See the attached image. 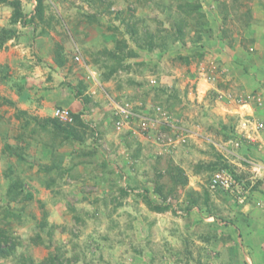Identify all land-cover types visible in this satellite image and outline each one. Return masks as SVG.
Masks as SVG:
<instances>
[{"label":"rangeland","instance_id":"374dc122","mask_svg":"<svg viewBox=\"0 0 264 264\" xmlns=\"http://www.w3.org/2000/svg\"><path fill=\"white\" fill-rule=\"evenodd\" d=\"M20 1L25 18L14 24L13 8L0 0V38L15 32L0 49V228L17 244L0 264H50L52 258L71 264H247L242 247L229 253V237L238 238L232 225L242 220L245 203L211 192L212 173L198 166L221 154L249 182L246 158L263 162L264 152L243 140L246 132L229 111L253 101L264 108V0H45L42 17H36V0ZM196 5L201 13L189 15ZM49 43L58 56L66 50L74 87L91 100L89 125L79 129L84 141L57 136L45 125L51 116L39 119L19 106L25 90L15 77L22 64L36 65ZM123 48L135 56L118 67L109 52ZM77 50L109 96L75 61ZM251 54L252 64L246 63ZM251 68L259 85L241 77ZM201 81L209 83L204 97L197 90ZM110 99L141 103L151 116L153 106L167 111L180 131L161 127L173 137L165 144L156 129L144 132L135 121L132 129L108 136L101 124L115 123ZM231 140L241 146L226 144ZM171 162L185 170L189 184L178 200H168L169 211L157 213L145 194L161 203L154 193L156 171ZM18 180L24 185L13 199L8 192ZM258 185L249 184L248 197ZM186 190L209 191L220 219L202 205L188 212Z\"/></svg>","mask_w":264,"mask_h":264},{"label":"crops","instance_id":"0c3cea01","mask_svg":"<svg viewBox=\"0 0 264 264\" xmlns=\"http://www.w3.org/2000/svg\"><path fill=\"white\" fill-rule=\"evenodd\" d=\"M54 52L55 51L50 49V43L46 44V48L43 52L39 53L41 60H38L36 65L33 67H30L29 64L21 65L22 74L19 77H15V81L20 80L21 87L25 90L22 94L23 99L20 101L19 106L28 111L30 115L38 117L39 119L52 117L56 108H68L73 114H80L83 116V121L89 125L86 118H88L90 109L93 108L91 107V100L89 102H84L83 98L76 96V88L74 87L75 76L71 73V59L65 55L66 50L65 52L63 51L64 53L61 52L62 56H58ZM247 58L248 60L246 59V63L252 64V54L248 55ZM58 60H61L63 64L59 65L57 63ZM261 61L264 63V54H262ZM261 65L263 66V64ZM255 71L256 69L254 70V68H251L250 72L252 74L244 72L243 76H241L243 77L242 79L247 80V78L251 76L255 79L257 85H259L257 81L258 78H255L256 76L254 75ZM99 81L102 82L103 80L99 79ZM101 82V88L103 89V86L106 88L107 84ZM206 85H209V83L206 84L204 81L198 84L197 90L201 97H204L206 94ZM24 86H26V88ZM251 87L252 85L250 83V89ZM105 88L103 90L106 92ZM245 92L248 93L247 95H250L249 92L252 91L248 92L246 90ZM106 94L109 96L108 92H106ZM254 105H257L254 101L246 102L237 108L230 109L229 112L234 113V116L238 120V129L245 119L255 120L256 117H259L260 122L255 121L264 124V108L259 106L255 107ZM223 110L219 109L218 113L222 115V119L225 120L227 113L225 114ZM109 120L110 119H106L105 122L101 124L103 125V127L101 126L103 133H106L108 136L114 132L120 134L116 131L115 123H110ZM255 121L250 125L249 131L246 132L245 139L243 140L247 143L259 146L261 151L264 152V129L257 130ZM96 124L98 125V123ZM246 161L247 163H245L249 166L248 161L253 160L246 158ZM261 163H264V156L263 162ZM256 182L259 183V185L257 188H254L255 191L253 196L251 198L248 197L245 204L242 205V215L240 216L242 220L236 221L235 225H232V229H234L235 233L237 232L238 238L233 235L232 240L231 237H229L231 242H234V245L231 244L232 246L229 248V253L233 251L236 253L238 246L242 247L245 262L247 264H264V174H262V177L256 180ZM248 183L251 184L250 182ZM255 183H253V185Z\"/></svg>","mask_w":264,"mask_h":264},{"label":"trees","instance_id":"16d2710c","mask_svg":"<svg viewBox=\"0 0 264 264\" xmlns=\"http://www.w3.org/2000/svg\"><path fill=\"white\" fill-rule=\"evenodd\" d=\"M36 1H37L36 17H38V16L42 17L44 10H45V6H44L45 0H36ZM3 2L8 3V5H10L13 8L14 11H13V15H12V22H14V24L21 21V20H24L25 13L23 11L22 2L20 0H14V1L3 0ZM182 8L183 7H181V9ZM187 12L189 13V15H191L192 13H201V6L196 5L195 7H192L190 10L188 9ZM202 17H205V15H202ZM27 23L30 25H33V23H35L34 18L29 20ZM201 26L203 28L204 24H202ZM199 30H200L199 33H202L203 29L200 28ZM14 36H15V32H13L11 30H9V31L6 30L5 35H2L3 38L2 37L0 38V49L4 46L6 41L11 40ZM118 49H119V47H118ZM125 49L126 48H123L119 52H113V51L109 52L110 59L114 60L115 64H117L118 67H121L123 61L126 60L128 57H134L135 56V54H131V53L125 54ZM57 63L59 65L63 64L61 62V60H58ZM115 71H116V67L115 68L112 67L111 75ZM76 96L83 98L84 102L90 101L89 97L84 96L82 89H79L76 92ZM170 101H171V99H169V98H168V100H166L168 108H170ZM73 116H74V120H75L73 125H65V124L61 123L59 120L54 119V118H47L45 120V125L51 124L54 128V131L58 133L57 136L63 135L66 140L84 141L83 135L81 134V130H79V129L87 128V124L83 121L80 114H73ZM46 127L47 126H44L45 129H46ZM8 150L11 151V153L13 155H16V152H14V153L12 152V150H13L12 147H8ZM217 156H218L217 162L210 163L207 165H205V164L199 165L198 166L199 170L200 171L204 170L206 172H210L213 174L214 172H216L220 169H227V170H230L236 176V178L240 180L241 176L238 175L237 169L234 166H231V164H229L221 154H218ZM19 158L22 160L23 157L19 156ZM161 159L162 158L159 157L156 164L159 165L161 163ZM54 168H55V166H51V167L47 168L48 172H51V170ZM69 171H70V169L67 170V172H69ZM156 172H157L156 178L154 180V185H155L154 193L159 196L161 203H156L155 201L151 200L149 195H148L149 192L147 194H145V203L152 211L157 212V213H165L172 208V206H171L172 204H169L168 200L171 198L178 200L180 197V195H179L180 191H184L188 187L189 179H188V176L186 175L185 170L182 167L175 165L173 162H171L169 164L168 168L165 171L157 169ZM212 174L210 175V179L212 177ZM23 185H24V182H21L19 180L15 181L12 184V187L9 189L8 196L12 197L11 195L14 194L15 198H13V199H16V197H18V195H17L18 193L15 194V192L17 191V188L20 189L21 187H23ZM14 188H16V189H14ZM125 194H126V192H125ZM26 198H28V200H29L32 198V195L28 194L26 196ZM186 202L188 203V205L186 207V210L188 212H190L195 207L202 205L203 207L206 208V211H207L209 216H213L216 219H220L219 214L214 212V210L212 209V206L210 205V193H209V191H207L203 194H199L198 192L188 190ZM16 247H17L16 242L11 237H9L6 234V232H4L0 228V259L10 258L13 255V253L15 252ZM49 262H50V264H56V263L57 264H71L69 261L64 263L63 261H59V259H57V258H52Z\"/></svg>","mask_w":264,"mask_h":264},{"label":"built area","instance_id":"2783aa9c","mask_svg":"<svg viewBox=\"0 0 264 264\" xmlns=\"http://www.w3.org/2000/svg\"><path fill=\"white\" fill-rule=\"evenodd\" d=\"M75 61L81 63L84 62L82 54L79 50H77V53L75 55ZM83 64L85 68L89 70L90 78H92L96 85L101 86L97 74L94 71H91L87 64ZM152 83H155V80H153ZM110 102L111 106L113 107L112 113L115 120V128L118 132H124L126 130L132 129L133 122L139 121V127H141L142 131L149 132L156 129V131L159 132V141H163L166 144L168 141L172 142L173 137L170 135V133H163L161 127L166 126L167 128H171L172 130H178V132L180 131V129L176 125L170 122V120L172 119L167 111H165L164 113H159L160 108L153 106L155 115L151 116L150 112H145L143 109H141V103L138 105L134 104L131 101L117 102L115 100H111ZM82 117L83 116H81V118ZM53 118L59 120L65 125H73L75 122L73 112L70 109L63 107H59L54 110ZM252 123L253 122L250 119H245L241 123L240 128H242L243 131L247 132ZM255 123L257 130L264 129L263 123ZM228 144L236 148H239L241 146L240 142L232 140L229 141ZM221 147L223 148L224 145H222ZM248 164L252 173V178L250 179L251 182H249L255 183L256 180H258L260 177H262V174H264V164L253 161H248ZM208 187L211 192L221 193L225 195L229 194L233 196L235 201L240 204H244L247 201L252 188V186H249L246 180L237 179L236 176L227 169H220L214 172L209 181Z\"/></svg>","mask_w":264,"mask_h":264}]
</instances>
